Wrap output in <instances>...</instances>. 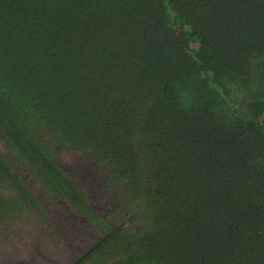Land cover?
<instances>
[{"label":"trees","instance_id":"1","mask_svg":"<svg viewBox=\"0 0 264 264\" xmlns=\"http://www.w3.org/2000/svg\"><path fill=\"white\" fill-rule=\"evenodd\" d=\"M0 143V237L45 219L28 175L115 228L79 264H264V0H0ZM61 147L106 167L124 222Z\"/></svg>","mask_w":264,"mask_h":264},{"label":"flooded vegetation","instance_id":"2","mask_svg":"<svg viewBox=\"0 0 264 264\" xmlns=\"http://www.w3.org/2000/svg\"><path fill=\"white\" fill-rule=\"evenodd\" d=\"M57 149H54V151L57 154ZM55 154V155H56ZM89 162L92 164L91 166L86 162L82 160L77 161H71L68 164H66V167H62V163L59 161V159L56 157V163L60 167V170L64 172L66 176H68L69 180H71L78 190L83 193L87 200V204L91 206L92 210L96 212V214L109 224H112L109 222L108 219H106V215L104 212L108 213L109 211H113L114 208H120L124 201L121 199H117V194L114 195V193L107 188V184L105 183V180L101 177L100 172L98 170L100 169L102 171L103 175V169L106 171V167L104 165H100L96 163V161L92 160V154L89 153L88 155ZM105 164V163H104ZM18 167V166H17ZM109 170V167H108ZM98 172V174H97ZM104 172V174H105ZM25 184V183H24ZM31 184V183H29ZM28 190L33 194L35 199H38L39 202L40 198L36 194L30 190L29 186H27ZM38 197V198H37ZM56 202L57 205L60 207V211L53 210L52 215V209L48 207V203L46 202L43 205L40 204V206L45 211V220L42 219L41 215L32 207L30 204V209L33 208L35 214L37 215L36 221L41 226L43 224L45 225V231L50 236L49 233L53 232L58 237L57 239L62 243V254H51L50 252L47 253L48 256H45L42 252L45 253V251L41 250L39 251V248L36 249L35 255L40 259H50V262L54 264L55 262H59V264H72L74 261L78 260L82 253L97 242L100 238L105 236L108 232H104V226L100 225L97 221L91 222L83 213L80 211L73 203H71L68 199L57 197ZM55 202V203H56ZM112 204L111 209L108 208V204ZM44 206V207H43ZM100 211L102 213H100ZM48 217V219H47ZM114 219V217L112 218ZM48 220V221H46ZM116 221V220H115ZM9 230V229H7ZM83 231L82 235H79L80 232ZM49 232V233H48ZM41 233V232H40ZM7 234V235H6ZM12 230L4 232L3 236L5 237H12ZM42 237L44 238L45 235L42 234ZM2 236V237H3ZM88 245L85 246V248H80V243L84 239V237H89ZM47 239V238H45ZM13 240H14V234H13ZM11 248L16 249L18 248V245L16 247L15 244L12 242ZM12 249V250H13ZM70 261H61L63 258H70ZM31 260L33 257H30ZM39 259V260H40ZM30 259H23L21 256V253H18L16 255H12L7 259V264H35V261H31ZM83 260V259H82ZM66 262V263H64ZM79 264V263H78Z\"/></svg>","mask_w":264,"mask_h":264},{"label":"rangeland","instance_id":"3","mask_svg":"<svg viewBox=\"0 0 264 264\" xmlns=\"http://www.w3.org/2000/svg\"><path fill=\"white\" fill-rule=\"evenodd\" d=\"M0 150L3 151L1 143H0ZM88 155H89V152L87 151L83 152L81 150H73L71 148L61 147L57 149L56 157L62 163V167H66V164H68L71 161L82 160V161H86L92 168V164L89 162ZM98 172H101V170L99 169ZM23 177H25L24 183L26 187L29 186L30 190H32L34 194L39 196L41 205L47 202L48 207L52 209V215H53V210L60 211V207L57 205L58 203L56 202V198L60 197L58 194H56L54 191L52 192L51 190L50 191L45 190L41 182L28 177V175H23ZM34 209L29 208V210L23 213L22 216L15 218L12 224L9 227H7V229L12 230L14 234V240H13V234L11 238L10 237L7 238L5 236L0 237V264H7L8 263L7 259H9V257H11L12 255H16L17 252L21 253V256L23 259L31 260L30 257L32 256L33 259L31 261H35L34 262L35 264H52L50 262V259L48 260L40 259V257L38 258L37 255H35V251L37 248H39V251L41 250V252L45 251V253L42 252L45 256H48L47 253L49 252L50 253L52 252L51 254H54V255L63 253L61 240L59 241L57 239L58 237H55L56 235L53 232L51 233L48 232L50 236L46 234L47 232L45 231V228H44L45 225L43 224V226H41L42 223L39 225L36 221V219L38 218L34 212ZM119 209L120 208L118 207L117 210L115 211L113 210L114 212H110V211L108 213H106V211L104 212V214L106 215V219H108L109 222H111L112 224L116 222L115 221L116 219L119 220L120 218L121 219L125 218L123 217V212L118 211ZM128 209H132V206L131 205L128 206ZM35 210L39 213L37 209ZM40 210L43 211L44 214H46L42 207ZM100 213L102 212L100 211ZM113 217L114 219H112ZM134 225L135 223L130 222L125 227L128 229H131L135 227ZM7 229L5 230V232L9 231ZM83 231L84 230H82L79 235H82ZM40 232L45 235L44 238L42 237ZM89 239H90V236L84 237V239L80 243L81 249L85 248V246L88 245ZM12 242L15 244L14 245L15 247L16 245H18L17 250L11 248L10 244ZM70 259L71 257L68 259L63 258L61 259V261L65 260L69 262ZM54 264H59V262H55Z\"/></svg>","mask_w":264,"mask_h":264},{"label":"water","instance_id":"4","mask_svg":"<svg viewBox=\"0 0 264 264\" xmlns=\"http://www.w3.org/2000/svg\"><path fill=\"white\" fill-rule=\"evenodd\" d=\"M119 226H120V224L116 225V227H119ZM114 230H115V228L112 229L110 232H108L105 236H103L102 238H100L97 242H95L94 244H92L91 246H89L84 251V253H82V255L80 256V258L78 260L74 261L72 264H78L82 259H84L88 254H90L96 248V246L100 242L104 241Z\"/></svg>","mask_w":264,"mask_h":264},{"label":"clouds","instance_id":"5","mask_svg":"<svg viewBox=\"0 0 264 264\" xmlns=\"http://www.w3.org/2000/svg\"><path fill=\"white\" fill-rule=\"evenodd\" d=\"M126 219H127V217H125V218H123V219H121V220H122V222H124ZM88 255H89V254H88Z\"/></svg>","mask_w":264,"mask_h":264}]
</instances>
